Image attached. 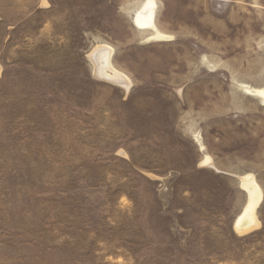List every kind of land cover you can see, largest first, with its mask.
I'll return each instance as SVG.
<instances>
[{
	"label": "rangeland",
	"instance_id": "obj_1",
	"mask_svg": "<svg viewBox=\"0 0 264 264\" xmlns=\"http://www.w3.org/2000/svg\"><path fill=\"white\" fill-rule=\"evenodd\" d=\"M155 1L0 0V264H264V0Z\"/></svg>",
	"mask_w": 264,
	"mask_h": 264
},
{
	"label": "bare ground",
	"instance_id": "obj_2",
	"mask_svg": "<svg viewBox=\"0 0 264 264\" xmlns=\"http://www.w3.org/2000/svg\"><path fill=\"white\" fill-rule=\"evenodd\" d=\"M156 8L157 3L155 0H143L141 7L136 11L134 16V23L139 29L151 31L148 36L150 39L165 36L156 25ZM89 57L95 63L97 73H101L110 81L125 84L126 76L118 72L112 64V49L98 46L90 53ZM248 91L254 97L264 102V87L248 88ZM242 185L247 190L248 201L234 224L236 231L239 233H245L258 227L259 221L256 210L263 198V191L253 175L244 177Z\"/></svg>",
	"mask_w": 264,
	"mask_h": 264
}]
</instances>
